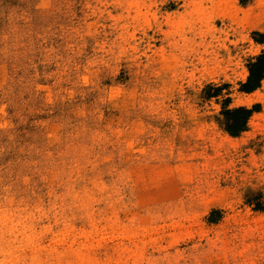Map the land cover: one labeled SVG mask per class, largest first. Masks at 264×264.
<instances>
[{"label": "rangeland", "instance_id": "374dc122", "mask_svg": "<svg viewBox=\"0 0 264 264\" xmlns=\"http://www.w3.org/2000/svg\"><path fill=\"white\" fill-rule=\"evenodd\" d=\"M262 53L264 0H0V264H264Z\"/></svg>", "mask_w": 264, "mask_h": 264}, {"label": "trees", "instance_id": "16d2710c", "mask_svg": "<svg viewBox=\"0 0 264 264\" xmlns=\"http://www.w3.org/2000/svg\"><path fill=\"white\" fill-rule=\"evenodd\" d=\"M263 78L264 53L258 55L255 60L249 64V75L247 80L242 84V89L248 92L257 89ZM251 113L252 109L243 106L224 110L223 115L225 116L227 130L232 134H237L244 130Z\"/></svg>", "mask_w": 264, "mask_h": 264}]
</instances>
